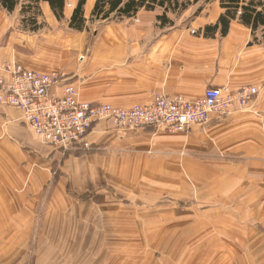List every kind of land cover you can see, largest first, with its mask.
Returning a JSON list of instances; mask_svg holds the SVG:
<instances>
[{"label": "crops", "instance_id": "0c3cea01", "mask_svg": "<svg viewBox=\"0 0 264 264\" xmlns=\"http://www.w3.org/2000/svg\"><path fill=\"white\" fill-rule=\"evenodd\" d=\"M28 1L19 0L13 12L0 8V75L7 64L63 73L55 96L70 83L81 102L125 109L159 95L195 100L208 88L255 86L260 93L248 109L181 134H125L99 122L88 137L93 151L68 156L41 144L23 112L0 106V264H95L97 253H125L126 230L104 229L103 222L112 216L119 223L126 207L136 223L143 208L165 216L159 236L172 253L166 264H264L260 37L255 42L238 21L226 37H205L223 12L210 0L191 21L169 15L173 26L161 27V10H141L105 24L91 43L87 31L70 28L80 0H66L62 20L41 1L35 32L23 27ZM95 2L86 0L87 22ZM131 235L141 238L142 231Z\"/></svg>", "mask_w": 264, "mask_h": 264}, {"label": "built area", "instance_id": "2783aa9c", "mask_svg": "<svg viewBox=\"0 0 264 264\" xmlns=\"http://www.w3.org/2000/svg\"><path fill=\"white\" fill-rule=\"evenodd\" d=\"M0 75V106L23 112L26 124L43 145L63 151H93L88 137L99 122H109L121 133L146 129L181 134L194 126H205L212 118L225 119L235 110L248 109L259 89L247 86L208 88L189 100L183 96H156L147 105L120 108L111 104L81 102L74 84L63 85L61 96L53 89L66 81L59 72L32 71L19 64H7Z\"/></svg>", "mask_w": 264, "mask_h": 264}, {"label": "trees", "instance_id": "16d2710c", "mask_svg": "<svg viewBox=\"0 0 264 264\" xmlns=\"http://www.w3.org/2000/svg\"><path fill=\"white\" fill-rule=\"evenodd\" d=\"M49 3L53 13L58 20L64 18L66 0H31L22 6L23 27L30 32L39 29L37 16L40 13V2ZM201 0H96L92 15V23H96L99 27L90 33L89 39L92 43L96 39L105 24L111 22H119L124 19L136 17L141 11L145 10L153 12L161 10L162 14L158 16L161 27L173 26V21L169 15H178L187 11L189 7L198 4ZM210 0H206L208 3ZM222 14L215 25L207 26L204 30V36L207 38H215L217 33L221 37L229 34L233 22L238 21L241 25L251 30L254 41H259L264 45V0H218ZM19 5V0H0V8L9 12H13ZM86 0H80L70 21V28L79 32L88 31L87 20L85 19L84 9ZM202 7L198 9L194 16H198L202 11ZM36 15L27 18L28 14ZM85 153L83 150L71 152L66 151V155ZM58 177V174H56Z\"/></svg>", "mask_w": 264, "mask_h": 264}, {"label": "rangeland", "instance_id": "374dc122", "mask_svg": "<svg viewBox=\"0 0 264 264\" xmlns=\"http://www.w3.org/2000/svg\"><path fill=\"white\" fill-rule=\"evenodd\" d=\"M206 0L200 1L198 4H195L187 11L192 9L190 14L186 15L181 20L179 19L183 14H185L184 11L181 14H178L176 18L178 19V23L185 21L188 19V21H191L194 16V12L198 11V8L203 6L205 4ZM28 2H31L29 0ZM36 15L35 13L28 14L27 18L30 16ZM171 19V18H170ZM112 23V22H111ZM169 26V25H168ZM99 26L96 23H92L91 18L87 22V32L93 33V30L97 29ZM76 31V30H75ZM79 32V31H78ZM75 152V151H71ZM91 152V151H87ZM66 154V152H65ZM125 215L122 214V219L119 220V223L117 221H114L116 218L110 217L109 221L103 222L105 224L104 229H125L126 236V252H102L95 254V264H150V262H158L162 264H166V261H170L171 258L169 256H172V253L165 251V238L163 236H159L161 234H164V228L166 224L165 216H161L159 211L155 213H151V211L148 209L143 208L140 212L141 220H139L137 223L133 220V209L126 207L125 208ZM122 220V221H121ZM97 227H101L97 226ZM139 228L142 231L141 238H134L131 234H133V229ZM150 229H158V237L150 236ZM161 232V233H160ZM114 238H109V244L110 249H113V241ZM140 245V249H134V246ZM138 245V246H139ZM116 248V247H115ZM137 248V247H136ZM136 250V251H134ZM178 255V254H177ZM176 256V254H175ZM179 256V255H178ZM177 256V257H178Z\"/></svg>", "mask_w": 264, "mask_h": 264}]
</instances>
